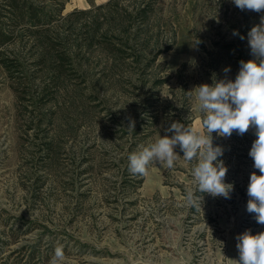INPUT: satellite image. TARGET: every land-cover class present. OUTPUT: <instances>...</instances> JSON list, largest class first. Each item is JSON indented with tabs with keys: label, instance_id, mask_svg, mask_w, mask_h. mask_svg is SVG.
Here are the masks:
<instances>
[{
	"label": "rangeland",
	"instance_id": "1",
	"mask_svg": "<svg viewBox=\"0 0 264 264\" xmlns=\"http://www.w3.org/2000/svg\"><path fill=\"white\" fill-rule=\"evenodd\" d=\"M3 1L0 30L15 40L0 44L9 65L0 67V264H50L61 246L60 264L239 261L237 236L264 231L247 211L250 174H260L249 156L254 127L211 134L230 199L197 190V161L179 145L173 168L153 161L145 176L129 171L128 157L171 137L173 122L207 134L187 92L235 80L240 61L254 59L247 34L264 12L232 0H86L85 10L76 0H18L41 7L38 28L62 52L54 67L52 49L20 29L27 14L4 16Z\"/></svg>",
	"mask_w": 264,
	"mask_h": 264
},
{
	"label": "clouds",
	"instance_id": "2",
	"mask_svg": "<svg viewBox=\"0 0 264 264\" xmlns=\"http://www.w3.org/2000/svg\"><path fill=\"white\" fill-rule=\"evenodd\" d=\"M240 10L264 12V0H232ZM233 35H239L234 30ZM248 45L254 59L240 61V68L235 80L222 79L213 84H201L187 92L195 93L198 109L204 115L201 125L207 134L173 122L167 131L174 133L171 137H160L155 143L138 153L129 155V171L134 175L148 174L150 162L158 161L171 169L180 157L174 148L179 145L186 161L196 160L192 176L200 193H208L212 197L230 199L234 185L226 183L228 171L222 160L220 146H213L212 133L221 137H231L233 132L243 136L250 128H255L256 139L253 141L249 156L254 161L253 167L259 170L250 174L247 188L249 200L247 211L255 213L256 222L264 225V15L260 23L254 25L247 34ZM244 39V36H240ZM230 68H225L228 73ZM214 162H216L214 164ZM186 199L189 203H198L201 197L189 191ZM239 261L235 264H264V231L253 235L250 230L237 236ZM64 260L63 247L55 249L50 264H60Z\"/></svg>",
	"mask_w": 264,
	"mask_h": 264
},
{
	"label": "trees",
	"instance_id": "3",
	"mask_svg": "<svg viewBox=\"0 0 264 264\" xmlns=\"http://www.w3.org/2000/svg\"><path fill=\"white\" fill-rule=\"evenodd\" d=\"M17 2H18V0H8V1L6 0V1L2 2V8L6 12V14H4V16H7V14H8V15H10V17L11 16L13 17L14 11H17L18 13L22 12L23 14H20L21 18H22V16H25V14H27V19H26L25 24L28 26L25 25L26 26L25 28L22 27L20 29H23V31H25V32L27 30L30 31V29L33 30L32 33L38 35V38L35 41L39 45H43L45 47H49V49L50 48L52 49L51 51H53L52 52L53 56H54L53 58L57 59L56 64H54L55 65L54 67H57V65H60L62 63L61 62L62 52H59L58 50L53 49V47L56 46L55 40H52V38H50V40H49L48 37L43 35V33H45L47 36H49V32L47 30H44L42 32L41 28H38V25L39 26H41V25H40L39 20L37 19L36 15H37L38 10H41V7L37 6V5H32L31 2L26 3L24 1H22L21 5H18ZM21 21H23V20L21 19ZM18 25H19V22L14 23V26H18ZM28 33H30V32H28ZM8 34L10 36H8ZM0 35H1L0 36V44H3L6 41H10L12 38H13V40H15L14 35L12 33L0 30ZM49 49H48V51H49ZM0 65L4 71H6L7 68H9V65L6 64V58H3L1 53H0Z\"/></svg>",
	"mask_w": 264,
	"mask_h": 264
},
{
	"label": "crops",
	"instance_id": "4",
	"mask_svg": "<svg viewBox=\"0 0 264 264\" xmlns=\"http://www.w3.org/2000/svg\"><path fill=\"white\" fill-rule=\"evenodd\" d=\"M77 2L80 3L81 6V9H86V8H89L90 4L91 5H94V6H102V5H105L107 4L108 2H110L111 0H91V2L87 3L86 0H76ZM84 2V4H82ZM83 7V8H82ZM178 35L182 36V38H187L188 34L186 32H180L178 33ZM180 45H181V42H180ZM1 67V65H0ZM2 68V67H1ZM3 70V69H2Z\"/></svg>",
	"mask_w": 264,
	"mask_h": 264
}]
</instances>
